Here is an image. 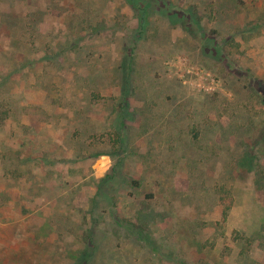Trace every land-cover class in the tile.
<instances>
[{
    "label": "rangeland",
    "instance_id": "374dc122",
    "mask_svg": "<svg viewBox=\"0 0 264 264\" xmlns=\"http://www.w3.org/2000/svg\"><path fill=\"white\" fill-rule=\"evenodd\" d=\"M263 127L264 0H0V264H264Z\"/></svg>",
    "mask_w": 264,
    "mask_h": 264
},
{
    "label": "bare ground",
    "instance_id": "6f19581e",
    "mask_svg": "<svg viewBox=\"0 0 264 264\" xmlns=\"http://www.w3.org/2000/svg\"><path fill=\"white\" fill-rule=\"evenodd\" d=\"M109 166V159H107V158H102L101 160H100V163H99V170L100 171H104V170H106L107 169V167Z\"/></svg>",
    "mask_w": 264,
    "mask_h": 264
},
{
    "label": "trees",
    "instance_id": "16d2710c",
    "mask_svg": "<svg viewBox=\"0 0 264 264\" xmlns=\"http://www.w3.org/2000/svg\"><path fill=\"white\" fill-rule=\"evenodd\" d=\"M143 19L145 20V15L142 16V21H143ZM263 136H264V127H263ZM246 157H248V156L246 155ZM245 162H247V159H243V164L244 165H241V166H245L246 168L249 169V165L248 166L245 165ZM136 184H137V182H136Z\"/></svg>",
    "mask_w": 264,
    "mask_h": 264
}]
</instances>
